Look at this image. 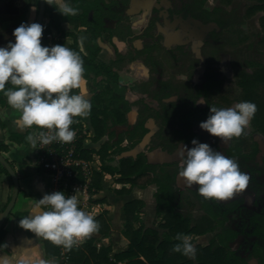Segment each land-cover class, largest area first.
Segmentation results:
<instances>
[{"label":"flooded vegetation","instance_id":"af4514ba","mask_svg":"<svg viewBox=\"0 0 264 264\" xmlns=\"http://www.w3.org/2000/svg\"><path fill=\"white\" fill-rule=\"evenodd\" d=\"M88 2L94 8L87 16L82 17L78 24L62 22V33L52 28L47 34L50 46L55 45V42L65 44L66 37H71L73 48H80L77 37L72 31L85 28L92 39V33L86 23L93 24L96 18L103 20L104 27L103 36L98 38L112 40L114 33L111 35V28L107 25L108 20L112 18L120 23V32L130 39L135 37L131 40H137L139 43L137 46L131 44L125 54L115 51V62L121 64L120 70H114L111 65L101 62L95 64L89 56L81 51L78 52L79 55L81 53L90 60L88 77L85 79L89 81L93 94L90 100L93 109L89 120L95 136L92 114H99L100 120L106 122L108 139L102 147L108 150L114 148L115 152L119 150L128 152L140 146V150L135 155L124 156L119 163L120 167L123 159H129V162L138 164V169H144V177L138 178V183L133 185L147 186L154 183L157 194L159 185L166 181L172 196L170 204L174 211L180 214L182 207L185 206L194 210L198 206L203 213L207 209L229 212L226 226H230L237 233L235 240L230 244L231 249L242 258L243 264H247L255 257L264 264L262 262L264 239L254 234L255 226L264 229V149L257 140L250 142L251 137L246 129L240 137H233L229 142L222 143L220 138L210 135L200 127V122L206 120L209 115L210 106L233 107V103L237 100L235 96L230 95L236 94L237 82L228 83L225 81L226 74L217 73L218 68L221 67L220 62L216 67V61L212 60L208 63L204 61L205 55H209L210 52L205 51L207 48H202L203 37H200L201 34L194 29L192 36L190 35L186 42L175 43L172 48L148 46L142 40V36L152 29H155L158 37L163 36L164 43H169L172 34L180 39L189 32L187 24L189 19L203 22L189 12H196L203 17L204 10L199 13L195 3L192 4L188 0H144L140 11L130 14L127 10L131 0H88ZM50 6L56 8L55 5ZM37 12L39 14V8ZM94 14L98 17L94 18ZM49 22L50 19L46 17L45 12L43 26ZM215 30L216 28L208 32ZM48 35H51L50 39ZM194 40L199 44L194 45ZM190 56L196 62L186 67L189 62L184 59ZM163 57L168 61L165 62ZM131 63L137 64L139 69L133 81L129 82L127 81L130 73L128 66ZM169 65L172 71L168 74L166 69ZM91 74L94 75L93 78ZM91 81L94 82L93 85ZM202 98L207 103H197ZM194 138L236 159L241 171L249 175L247 188L232 198L220 201L205 199L198 193L195 185L186 186L183 178L179 176L182 164L177 153L181 145L192 147L191 142ZM145 139L148 143L143 144ZM149 153L163 157L164 161L152 163L149 160ZM133 178L135 175L131 176V179ZM11 197L12 195L9 196L10 200Z\"/></svg>","mask_w":264,"mask_h":264},{"label":"clouds","instance_id":"9594fccd","mask_svg":"<svg viewBox=\"0 0 264 264\" xmlns=\"http://www.w3.org/2000/svg\"><path fill=\"white\" fill-rule=\"evenodd\" d=\"M45 2L55 5L56 10L67 17L79 11L72 6L71 0ZM43 31L44 26L39 22H22L13 30L14 42L0 46V92L7 103L20 112L22 128L35 125L42 129L38 136L27 137L34 146L53 141L72 142L76 135L71 128L74 118H86L92 109L83 88L82 57L65 44L42 45ZM197 103L207 101L202 98ZM256 111L257 106L252 101H241L227 108L210 106L209 115L200 122V127L227 143L244 133ZM191 143L192 147L181 145L177 153L182 164L179 176L186 186L195 185L205 199L220 201L247 188L249 175L241 171L236 159L196 138ZM19 225L68 250L99 230L94 217L78 206L77 197L74 194L66 196L63 191L44 194L36 201L32 214L23 216ZM176 240L178 243L173 245L172 251L196 257L197 248L189 235L177 233ZM6 247V244L0 245V248ZM0 264H29V261L24 254L16 260L0 255Z\"/></svg>","mask_w":264,"mask_h":264},{"label":"crops","instance_id":"0c3cea01","mask_svg":"<svg viewBox=\"0 0 264 264\" xmlns=\"http://www.w3.org/2000/svg\"><path fill=\"white\" fill-rule=\"evenodd\" d=\"M143 2L144 0H131L127 12L130 14L139 12ZM107 25L111 28V35L114 33L112 40L98 38L96 41H92L91 34L85 28H80L72 31L77 37L80 48L71 49L76 52L81 51L94 60L95 64L101 62L111 65L114 70H120L121 64L115 62V51L125 54L131 44L134 43L137 46L139 43L137 40H131L135 39V37L130 39L120 32V23L116 20L110 18ZM65 26L66 24H64ZM65 40L66 47H73L71 37H66ZM138 69L139 67L135 63H131L128 66L130 73L127 81H133ZM90 76L91 78L94 77L93 74ZM91 83L92 85L94 84L93 81ZM83 88L91 100L93 94L87 79L84 81ZM75 91L78 90L75 89ZM19 117L20 112L13 109L7 103V98L3 92H0V154L12 165L20 183L17 202L3 226L0 245L6 244L7 247L0 250V255H8L13 260H16L21 254H24L29 264H41V262L42 264H61L60 251L54 250L51 241L36 236L30 230L23 229L19 225V221L23 216L32 214L36 201L42 198L44 194L51 193L53 189V180L38 165L37 144L34 146L27 140L29 135L38 136L41 128L35 125L31 128H22ZM78 121L83 136L82 147L84 154L90 153V158L87 160L93 165L95 175L94 188L90 191L88 198L78 196L77 199L78 206L86 213L92 215L99 223L100 230L90 236L94 240V245L97 248H110L112 250L110 253L111 258L115 254L128 249L129 240L124 235L125 221L122 220V213L124 205L132 201L142 203V206L137 211L139 220L134 223V228L138 229L143 225L144 228L157 230L160 236H164L168 232L167 229L162 228L161 225L158 227L157 225L149 224L142 217L144 210L150 212L149 218L152 217L153 213L161 215L157 212V206L155 209L148 206V203L152 204L153 201L157 205L156 185L152 183L147 186H135L128 181H123L119 173L120 160L124 156L135 155L140 150V146L133 149V154H129V151L124 152V150L115 152L113 148L108 151V155L102 160L99 151L102 148V144L108 139V134H105L101 139H96L89 116L86 118L79 117ZM146 143H148L147 139H145L143 144ZM148 156L152 163L163 160V157L155 153H149ZM105 167L107 168L106 171L103 170ZM12 191L13 188L9 181V176L0 172V215L7 203L8 193L10 192L11 196ZM120 228L123 229L122 232H120ZM84 243L85 239L81 240L76 247H80ZM118 264H121V262Z\"/></svg>","mask_w":264,"mask_h":264},{"label":"trees","instance_id":"16d2710c","mask_svg":"<svg viewBox=\"0 0 264 264\" xmlns=\"http://www.w3.org/2000/svg\"><path fill=\"white\" fill-rule=\"evenodd\" d=\"M231 0H220L223 6H228ZM252 4L247 9V14L252 15L254 13H262L259 18L260 26L262 28L261 43L264 44V0H249ZM192 4L196 5L197 0H188ZM73 7L78 8V13L73 16H64L59 13L56 8L50 6L47 3L46 17H49L50 22L44 26L43 35L41 38L42 45L50 46L47 40V34L51 32L52 28L57 32L62 33V22L69 21L70 23H77L79 20L87 16L94 6L88 2V0H71ZM37 7L39 8V0H37ZM195 18L202 20L204 23L216 22L213 20L212 13L202 11L204 17L197 15L196 12H189ZM98 17L94 14V18ZM97 20L91 24L86 23L89 31L92 33V40H95L99 36H103L104 27L103 20L96 18ZM55 44H64L61 42H55ZM70 48H73L72 46ZM83 59V65L85 68L84 77H88V65L90 60L80 53ZM237 86L240 91L235 94L237 101H252L257 106L255 115L251 118V128L253 135H264V99L259 95V88L264 87V66L256 68L248 74H244L237 82ZM11 87V85H6ZM74 91V89H73ZM93 109V108H92ZM92 124L96 130V139H101L105 134L106 122L101 121L99 114H92ZM82 145V140H81ZM108 149L101 148L99 151L101 159L104 160L108 155ZM90 153H85L84 158L88 159ZM120 174L123 181L131 182L132 184L138 183V178L144 177V169H138V164L135 162H129V159H123L120 165ZM107 170V168H103ZM0 172L9 176L13 186L12 179L6 170V168L0 164ZM135 175V178L131 179V176ZM171 194L168 190L167 182L164 181L159 185L157 199V212L163 214V224L161 227L167 229L168 232L164 236H160L159 232L154 229L144 228L141 225L138 229L134 228V223L139 220L137 211L142 206L139 201H132L126 203L123 207L122 219L125 221L124 235L129 240V246L126 251L117 253L113 258L110 257L112 250L110 248H97L94 245V240L90 237L85 239V243L80 246H74L70 250V262L72 264H243L242 258L231 249V242H233L237 236V233L230 227L226 226L228 221L227 213L220 211V209L213 210L207 209L200 217L196 219V223L191 225L189 217H184L182 214L175 212L171 206ZM10 198L7 201L9 203ZM4 206L3 210L7 206ZM228 208V207H227ZM102 219V217H100ZM97 221V220H96ZM261 223V222H260ZM263 226V225H262ZM219 230L210 242L206 245H196L197 254L194 259H190L187 256L182 255L179 252L172 251L173 245L178 243L176 240L177 233H183L186 235H204L206 233L215 232ZM100 230V229H99ZM98 230V231H99ZM109 231V229H108ZM264 229L260 226H255L254 234L264 239ZM3 233V228L0 231V238ZM54 250L59 252V247L52 243ZM4 248H0L3 250ZM260 255V254H258ZM264 263V257L262 259Z\"/></svg>","mask_w":264,"mask_h":264},{"label":"rangeland","instance_id":"374dc122","mask_svg":"<svg viewBox=\"0 0 264 264\" xmlns=\"http://www.w3.org/2000/svg\"><path fill=\"white\" fill-rule=\"evenodd\" d=\"M197 1L196 7L198 8L199 13L201 10H204L207 13H212V18L216 21L209 24L200 22L204 26L212 25L216 28L214 32L199 33L201 34L200 37H203L201 38L203 40L202 48H207L205 51L210 52L209 55H205V62L208 63L212 60L213 62L216 61V67H218V63L220 62L221 67L218 68L217 73L221 72L222 74H226L225 81L228 83L238 82L242 75L248 74V72H252L256 68L264 66V44L260 42L263 31L259 22L262 13L248 15L247 9L252 4L249 0H231L230 4L226 7L221 4L220 0ZM37 11V0H0V46H6L8 41L14 42L15 38L13 36V30L22 22H36L38 16ZM188 29L189 32L184 36H181L180 39H177L175 35L172 34L168 40L169 43H164L163 36L158 37L155 29H152L142 36V40H144L148 46L151 45L156 48H172L175 43L186 42L194 32L193 28L188 27ZM193 44L198 45L199 42L194 40ZM161 56L163 55L161 54ZM164 59L165 62L168 61L167 58ZM184 60L189 62V64L185 65L186 67L196 62L191 56ZM167 68L166 71L169 74L172 71L171 66L169 65ZM238 91H240L239 87ZM258 93L264 99V87L259 88ZM230 96L234 97L235 94L233 93ZM239 102L241 101L234 102L233 107ZM246 130L251 137L250 142H254L255 139L261 144V147H263L262 149H264V135H253L251 120L246 127ZM133 152L134 151L132 150L128 153L133 154ZM9 196L10 192L8 193V198ZM148 206L155 209L156 202L153 201L152 204L148 203ZM181 212L183 216L190 218L191 225H194L196 219L203 213L198 206L195 210L186 206L184 208L182 207ZM149 214L150 212L144 210L142 215L143 219L147 220L149 224L157 225L158 227L163 224V214L155 215V213H153L150 218L148 217ZM122 231L123 229L120 228V232ZM217 232L218 229L212 233H206L204 235L194 234L190 237L195 245H206ZM247 264L262 263L255 257L250 259Z\"/></svg>","mask_w":264,"mask_h":264},{"label":"built area","instance_id":"2783aa9c","mask_svg":"<svg viewBox=\"0 0 264 264\" xmlns=\"http://www.w3.org/2000/svg\"><path fill=\"white\" fill-rule=\"evenodd\" d=\"M48 38L50 39L51 35H48ZM71 128L75 130L76 135L70 143L59 141L46 145L37 143L38 165L53 180L51 192L63 191L66 196L74 194L76 197L88 198L94 188L95 170L91 162L84 158L81 145L83 136L77 117L74 118ZM58 247L61 264H72L70 250Z\"/></svg>","mask_w":264,"mask_h":264},{"label":"water","instance_id":"95a60500","mask_svg":"<svg viewBox=\"0 0 264 264\" xmlns=\"http://www.w3.org/2000/svg\"><path fill=\"white\" fill-rule=\"evenodd\" d=\"M39 4L40 5H39V14H38L37 22L43 25V20H44V16L46 12V2L45 0H39ZM187 24L189 27L193 28L195 31H198L199 33L200 32L205 33L215 28L212 25L204 26L201 23L194 21L193 19H189L187 21ZM0 164H2L6 168V170L8 171L13 181V185H14L11 200L0 216V231H1L2 227L4 226L8 217L12 213L15 207V204L17 202V198H18L19 190H20V183H19V177L17 173L15 172V170L13 169L12 165L1 154H0Z\"/></svg>","mask_w":264,"mask_h":264}]
</instances>
